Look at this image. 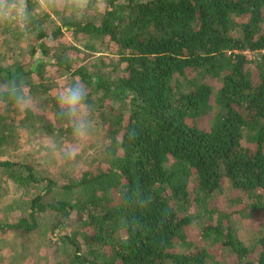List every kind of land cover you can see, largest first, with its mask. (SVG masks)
Listing matches in <instances>:
<instances>
[{
	"label": "trees",
	"instance_id": "obj_1",
	"mask_svg": "<svg viewBox=\"0 0 264 264\" xmlns=\"http://www.w3.org/2000/svg\"><path fill=\"white\" fill-rule=\"evenodd\" d=\"M97 3L30 23L26 56L1 26L0 58L14 59L0 62V157L31 123L73 133L55 76L87 88L105 147L63 184L0 158V185L28 191L0 235L40 239L30 235L50 214L56 264H264L263 222L244 225L255 231L244 240L237 228L264 211V0ZM11 81L30 97L23 111L3 94Z\"/></svg>",
	"mask_w": 264,
	"mask_h": 264
},
{
	"label": "rangeland",
	"instance_id": "obj_2",
	"mask_svg": "<svg viewBox=\"0 0 264 264\" xmlns=\"http://www.w3.org/2000/svg\"><path fill=\"white\" fill-rule=\"evenodd\" d=\"M97 2L101 3L102 0H39L33 8L28 6L27 9L17 6L15 1L12 5L8 2L4 6L0 5V52L9 50L8 45L3 44L4 31H1V26L4 30H9V35L14 36L16 40L20 36V44L24 48L26 56L30 51L28 45L32 44L34 38L29 31L30 23L37 22L38 18L44 21L45 14H48L57 23H62V16L94 14L98 8L102 11V7ZM21 31L24 35L19 34ZM67 38L70 39L68 35ZM248 57L255 58L256 52L248 54ZM13 59L8 55V59L4 61L0 58V62L9 64ZM53 81L59 84L60 93L68 87V85L66 86L68 83L66 77L55 76ZM87 119L88 127L83 134L77 133L73 125L71 127L73 133L63 139L44 133L40 129V123H31V128L23 127L18 131L16 143L7 145L5 151L3 150L4 155L0 158L35 165L38 172L42 170L41 174L46 173L52 179L63 184L79 171L90 169L92 166L98 167L100 164L94 158L105 147V139L101 126L98 124V118L92 117L88 111ZM4 179L6 180L4 185H0V221H17L23 214L22 207L27 202L28 191L11 177H4ZM262 212L263 215L260 217L254 216L252 220L244 219L237 223L239 235L243 240L249 238L250 234L255 235V231L250 232L249 229L244 228L245 226L251 224L257 227L261 222L264 224V211ZM52 219L53 216L47 214L38 229L30 235V237L41 235L38 237L40 239L25 241L23 238L25 236L22 234L17 236L15 231L0 235V264H56L54 252H51L52 248L46 244V241L49 240ZM215 249L218 254L219 248ZM215 251L213 252L216 254ZM234 258L231 256L228 261L233 262Z\"/></svg>",
	"mask_w": 264,
	"mask_h": 264
},
{
	"label": "clouds",
	"instance_id": "obj_3",
	"mask_svg": "<svg viewBox=\"0 0 264 264\" xmlns=\"http://www.w3.org/2000/svg\"><path fill=\"white\" fill-rule=\"evenodd\" d=\"M3 94L21 111L30 104V97L25 93L23 85L16 81L9 82ZM57 104L62 116L70 119L79 134H83L88 127L87 114L90 110L88 104L87 88L79 82H73L57 96Z\"/></svg>",
	"mask_w": 264,
	"mask_h": 264
},
{
	"label": "built area",
	"instance_id": "obj_4",
	"mask_svg": "<svg viewBox=\"0 0 264 264\" xmlns=\"http://www.w3.org/2000/svg\"><path fill=\"white\" fill-rule=\"evenodd\" d=\"M8 1L9 0H0V5L4 6ZM37 1H39V0H15V2H17L18 6H21L23 9H27L29 2L35 3ZM245 53L248 55V54H251L252 52L246 51Z\"/></svg>",
	"mask_w": 264,
	"mask_h": 264
}]
</instances>
